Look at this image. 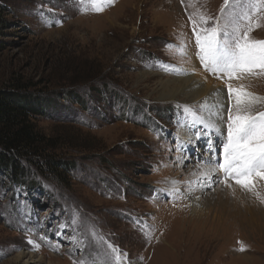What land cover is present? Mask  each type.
Here are the masks:
<instances>
[{
    "label": "rangeland",
    "instance_id": "374dc122",
    "mask_svg": "<svg viewBox=\"0 0 264 264\" xmlns=\"http://www.w3.org/2000/svg\"><path fill=\"white\" fill-rule=\"evenodd\" d=\"M241 4L0 0V84L16 78L40 100L33 126L51 141L47 157L68 164L39 173L26 162L24 185L0 171V264H29L20 253L37 264H264V177L252 191L229 180L237 196L222 173L211 184L191 174L222 162L236 90L264 98V71L228 79L197 55L192 21ZM251 26L249 39L264 41V7ZM193 63L224 90L223 124L200 99L159 97L158 80H185Z\"/></svg>",
    "mask_w": 264,
    "mask_h": 264
},
{
    "label": "snow or ice",
    "instance_id": "6c2138e0",
    "mask_svg": "<svg viewBox=\"0 0 264 264\" xmlns=\"http://www.w3.org/2000/svg\"><path fill=\"white\" fill-rule=\"evenodd\" d=\"M90 2L93 4V10L101 11L103 5L111 4L112 0ZM80 3L84 4L85 0H80ZM224 3L229 5V0H224ZM261 7H264V0H242L240 10H234L232 15L213 18L199 14V21H192L198 47L197 55L206 71L213 74L222 73L228 79L244 73H253L257 68L264 71V41L249 39L252 16L258 13ZM180 54L187 53L181 50ZM232 91L229 85L230 96ZM261 102H264V98L243 88L236 90L234 111L228 110L227 137L223 143L222 162L216 160L215 167L201 173L207 180L215 182L218 177H214L213 173H222L223 179L220 182L230 187L228 181L234 180L236 184L252 191V178L264 177V112L252 115L253 105ZM220 123H224L222 115ZM209 151H213L210 141ZM207 163H213L211 158ZM29 243L34 244L33 241Z\"/></svg>",
    "mask_w": 264,
    "mask_h": 264
},
{
    "label": "trees",
    "instance_id": "16d2710c",
    "mask_svg": "<svg viewBox=\"0 0 264 264\" xmlns=\"http://www.w3.org/2000/svg\"><path fill=\"white\" fill-rule=\"evenodd\" d=\"M2 24L0 18V30ZM3 43L0 40V47ZM24 89H27L25 83L16 78L0 84V171L17 185L25 184L24 178L29 173L26 162L39 173L42 167L51 173L56 166L68 167L63 161L48 158L51 141L43 138L32 123L39 115H46L45 108L38 98L27 94ZM76 101L84 105L81 99Z\"/></svg>",
    "mask_w": 264,
    "mask_h": 264
},
{
    "label": "bare ground",
    "instance_id": "6f19581e",
    "mask_svg": "<svg viewBox=\"0 0 264 264\" xmlns=\"http://www.w3.org/2000/svg\"><path fill=\"white\" fill-rule=\"evenodd\" d=\"M196 63H193V65L191 67H189L190 70L187 72L188 74H187V78L185 80H183V79L182 80H179V79H173V80L172 79H159L158 80L159 81L158 86L160 87V90H159L160 96L159 97L162 101H170V100L173 101V100H175L174 102H176V100H178L177 97H182L184 100L188 99L191 102H195V100L200 99L201 102H199V103H201L205 106H206V104H208V110H206L205 116L208 117L210 115V114H208L209 112L214 114L217 117L216 118L212 117L211 119L213 121H215V123H218L217 121L220 119L219 117H220L221 113H220V110L217 106L223 107V104H225L224 90L221 91L219 89L220 85L218 87V83H215L213 80H212V82H209L208 80L211 78L207 77L197 67L198 65ZM189 104H190V102H189ZM190 111L191 110H189V114H190ZM213 135H214V138H218V137H219L218 139L222 138L217 133H215ZM221 141H223V139ZM200 166L202 167L201 169L194 166L198 170V171L195 170L196 172L194 171L191 173V174L195 175V176L193 175L194 178L202 177L201 173L206 172L210 169L209 166L204 167L201 164H200ZM213 176H215V173H213ZM207 181L211 184V181H209V180H207ZM202 185H203V183H202ZM224 186L226 187V190L231 191V192H235V194L237 196H239V194H241V192H243L242 190H240L236 187H233V186H230V187H227L226 185H224ZM219 191L220 190H217L215 192V196L224 198V200L225 199L227 200L228 198L231 200V196H230L229 192H227V191H220L219 192ZM249 208H252V207H249V206L245 207V209H247V210H249ZM19 258L26 259V262H28L29 264H31V263L37 264L41 260L42 261L44 260V259H41V260L35 261L34 257L30 253H27V254L26 253H20ZM50 261L55 262V258L51 257L49 259V263L52 264ZM57 264H59V263H57Z\"/></svg>",
    "mask_w": 264,
    "mask_h": 264
}]
</instances>
